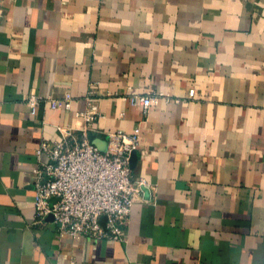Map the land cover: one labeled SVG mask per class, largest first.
<instances>
[{"label":"crops","instance_id":"crops-1","mask_svg":"<svg viewBox=\"0 0 264 264\" xmlns=\"http://www.w3.org/2000/svg\"><path fill=\"white\" fill-rule=\"evenodd\" d=\"M88 97L92 141L139 131L123 241L34 212L36 150ZM0 264H264V0H0Z\"/></svg>","mask_w":264,"mask_h":264},{"label":"built area","instance_id":"built-area-1","mask_svg":"<svg viewBox=\"0 0 264 264\" xmlns=\"http://www.w3.org/2000/svg\"><path fill=\"white\" fill-rule=\"evenodd\" d=\"M167 97L162 92L132 94L129 102L140 106L146 116L151 106ZM42 102L54 110H69L72 96L67 92L53 99L31 93L25 100L31 115ZM100 117L98 106L88 97L85 108L75 113L74 126H57L59 139L40 142L33 182L34 212L39 221L51 216L62 234L123 241L131 207L142 199L149 184L144 178L131 177L130 159L138 148V129L106 132V146L101 150L90 136ZM101 215L106 218L103 226L98 222Z\"/></svg>","mask_w":264,"mask_h":264},{"label":"water","instance_id":"water-1","mask_svg":"<svg viewBox=\"0 0 264 264\" xmlns=\"http://www.w3.org/2000/svg\"><path fill=\"white\" fill-rule=\"evenodd\" d=\"M101 150L105 149V146L101 147L98 141H93ZM135 160V151L131 154L130 164L132 165L133 161Z\"/></svg>","mask_w":264,"mask_h":264}]
</instances>
